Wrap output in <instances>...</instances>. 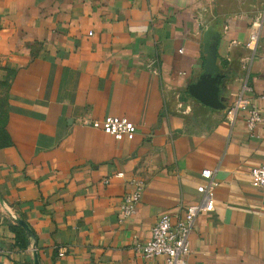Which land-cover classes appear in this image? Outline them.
Returning <instances> with one entry per match:
<instances>
[{
    "label": "crops",
    "instance_id": "crops-1",
    "mask_svg": "<svg viewBox=\"0 0 264 264\" xmlns=\"http://www.w3.org/2000/svg\"><path fill=\"white\" fill-rule=\"evenodd\" d=\"M208 40L220 101L249 86L264 114V0H0V264H164L135 246L163 213L203 201L207 168L214 207L196 219L188 264H264L250 174L264 123L250 138L246 113L232 125L190 93ZM109 115L135 137L91 124ZM132 179L145 188L121 220Z\"/></svg>",
    "mask_w": 264,
    "mask_h": 264
},
{
    "label": "built area",
    "instance_id": "built-area-1",
    "mask_svg": "<svg viewBox=\"0 0 264 264\" xmlns=\"http://www.w3.org/2000/svg\"><path fill=\"white\" fill-rule=\"evenodd\" d=\"M93 35V31L89 32ZM259 33L253 29L250 35L249 45L255 49L258 43ZM251 91L249 86H244L236 95L231 104L224 108L225 119L234 124L240 112L246 113L245 126L250 138L257 137V128L264 123L262 109L256 104L254 98L248 94ZM91 124L111 134L117 140L133 139L137 133V125L125 116L109 115L102 120H94ZM252 184L264 192V163L251 169ZM116 177H123L122 173H116ZM202 176L209 181L207 185L198 187L203 194V201L183 205L176 212L173 219L170 212L163 213L152 227L151 236L148 240L137 243L135 251L144 258L164 257V264H188L190 254V236L193 231L198 215L203 211L213 210V171L204 169ZM110 180L105 179V183ZM134 189L123 195L120 204L119 214L121 220L133 216L137 212V205L142 198L145 182L141 179H132ZM60 251L59 255H64ZM1 261V258H0Z\"/></svg>",
    "mask_w": 264,
    "mask_h": 264
},
{
    "label": "water",
    "instance_id": "water-1",
    "mask_svg": "<svg viewBox=\"0 0 264 264\" xmlns=\"http://www.w3.org/2000/svg\"><path fill=\"white\" fill-rule=\"evenodd\" d=\"M210 31L211 28H208L205 35L210 34ZM204 52L206 53L204 72L200 79L189 87L190 93L208 106L225 108V104L219 99V75L215 74L218 59L217 48L216 46L211 47L208 40L205 43Z\"/></svg>",
    "mask_w": 264,
    "mask_h": 264
}]
</instances>
